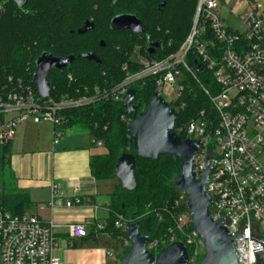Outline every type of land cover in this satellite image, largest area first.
Listing matches in <instances>:
<instances>
[{"label": "built area", "instance_id": "1", "mask_svg": "<svg viewBox=\"0 0 264 264\" xmlns=\"http://www.w3.org/2000/svg\"><path fill=\"white\" fill-rule=\"evenodd\" d=\"M232 19L240 28L232 25ZM134 53L137 57L132 62L137 69L133 70L130 62L124 63L126 77L93 95L43 98L38 88L21 79L0 77V146L11 144L19 125L30 117L50 121L57 144L66 129L64 110L98 97L122 102L128 89L135 88L133 84L145 85L153 79L158 94L176 108L177 121L182 114L175 131L184 139L201 142L194 140L198 176L209 155L213 167L206 185L212 196L210 209L216 219H227L223 225L235 238L239 262L259 264L262 249L256 250L253 243L264 242V2L198 0L191 29L176 50L152 59L142 54L140 46ZM92 143L104 146L95 138ZM62 197L54 184L50 205ZM182 198L176 204L184 203L185 208L176 214L175 226L167 236L150 241L148 248L158 250L182 241L189 264H199L206 243L194 227L187 197ZM82 202L77 193L65 200L67 207ZM128 224L119 215L115 227L125 232ZM93 226L98 234L106 222ZM61 227L53 219L43 220L30 211L15 214L0 210L1 264H65L58 254ZM64 227L70 239L86 238L91 233L84 222ZM241 233L256 240L236 237ZM106 252L112 255L109 248Z\"/></svg>", "mask_w": 264, "mask_h": 264}, {"label": "trees", "instance_id": "2", "mask_svg": "<svg viewBox=\"0 0 264 264\" xmlns=\"http://www.w3.org/2000/svg\"><path fill=\"white\" fill-rule=\"evenodd\" d=\"M98 1L73 0L72 8L65 12V20L61 23V39L65 42L63 50L52 48L47 41L46 43L39 41V45H43L45 49L37 52L27 49L19 41L10 40L3 43L0 77L4 79L13 76L37 88L33 82L35 62L44 51H49L57 56L75 54L78 59L63 70L54 69L50 72L48 80L51 82L52 98L93 95L96 88L110 89L126 77L122 69L124 63L130 62L132 69H137L136 64L130 60V55L137 46L141 47L144 56L152 59L162 58L181 45L191 29L198 0H123V7L117 6L119 9L113 11V15L105 21L99 20V16L96 15ZM28 3L29 0L24 7L26 12L17 6L23 16L29 13L26 8ZM124 13L136 14L142 20L145 32L135 34L127 30H112L111 19ZM86 21H92L94 27L85 33H79V29ZM115 35H119L116 47L113 51H108L109 44L115 41ZM46 36L47 39L50 38L48 34ZM102 40L106 43L104 47L101 45ZM152 41L159 42L160 46L155 53L150 54L148 48ZM89 51H94L100 57L101 63L79 57L80 53ZM134 87L137 91L135 103L139 105L141 112L147 108L156 87L153 79H148L145 85L137 84ZM62 114L65 128L75 125L84 127L90 131L92 138L103 142L106 151L94 155L91 159L94 177L97 180L116 178L114 169L119 157L130 150H132L130 153H134L133 138L127 131L132 116L126 114L122 102L98 97L89 104L66 109ZM181 119L182 114L176 126ZM182 138L185 136L182 135ZM10 145L0 146V175H3L10 165ZM139 161L146 165L144 169L140 168ZM181 171L182 161L177 156L161 154L155 160L136 156L135 175L138 181L136 189L124 190L120 182L119 185H115L110 195V217L106 221L105 229L96 234L93 226L88 237L98 241L99 236L105 233L112 237L118 234L125 235L124 231L115 227L119 215L128 223L139 221L141 232L149 235L150 241L167 236L169 230L175 226L176 214L185 208L184 203L180 206L176 204L177 201L181 203L182 198L173 183V177ZM31 208L32 203L26 192L6 194L0 202V210L15 214ZM161 249L162 246L158 250L150 251L157 255Z\"/></svg>", "mask_w": 264, "mask_h": 264}, {"label": "water", "instance_id": "3", "mask_svg": "<svg viewBox=\"0 0 264 264\" xmlns=\"http://www.w3.org/2000/svg\"><path fill=\"white\" fill-rule=\"evenodd\" d=\"M13 1L20 10L26 12L24 7L27 0ZM93 27L92 21H86L85 25L79 29V33H85ZM110 27L112 30H128L135 34L145 32L142 20L132 13L114 16ZM159 46V42L152 41L148 48L149 53H155ZM79 57L101 63L100 57L94 51L80 53ZM75 60V54L57 56L49 51H44L37 57L33 82L43 98L51 95L52 87L48 80L50 72L54 69L63 70L72 65ZM136 96V89L129 88L122 101L126 114L132 116L127 131L133 138L134 153L122 154L115 165L114 172L121 188L133 191L137 187L136 156L152 160L157 159L161 154L179 157L182 161V171L173 177V183L179 194L187 197L186 203L191 212L194 227L206 243V252L199 264H241L235 238L223 225L224 220L227 219L224 217L216 219L210 209L212 196L207 191L206 185L213 167L209 163V155L206 166L199 172V176L194 169V158L198 152L194 142L197 141L201 145L200 140L182 139L175 131L178 119L176 108L157 91L151 96L147 108L141 112H139V105L135 103ZM125 235L131 245L122 257L121 264H189L188 250L182 241H175L154 255L148 248L150 236L141 232L139 221L129 223L125 229ZM236 237L255 239L247 238L243 233ZM253 244L256 250L262 249L259 255L260 259L263 258L264 242L257 240V243Z\"/></svg>", "mask_w": 264, "mask_h": 264}, {"label": "crops", "instance_id": "4", "mask_svg": "<svg viewBox=\"0 0 264 264\" xmlns=\"http://www.w3.org/2000/svg\"><path fill=\"white\" fill-rule=\"evenodd\" d=\"M98 148L92 143L90 131L80 126L66 128L61 141L55 144L52 123L30 117L19 125L10 145V165L0 175V202L6 194L26 192L32 203L27 211L62 225L58 254L65 264H94L88 257L87 243L95 240L70 239L64 226L84 222L91 229L95 223H105L110 217V195L116 183L114 179L94 177L91 159L101 154ZM54 184L63 197L56 198V204L51 206ZM75 193L82 197V204L67 207L65 200ZM107 249V246L102 248L105 257Z\"/></svg>", "mask_w": 264, "mask_h": 264}, {"label": "rangeland", "instance_id": "5", "mask_svg": "<svg viewBox=\"0 0 264 264\" xmlns=\"http://www.w3.org/2000/svg\"><path fill=\"white\" fill-rule=\"evenodd\" d=\"M72 2L73 0H29L26 6L29 13L23 16L13 0H1L0 17L2 21L0 22V56L3 43L10 40L22 42V45H25L27 49L35 50L36 52L44 48L43 45L41 46L39 44L43 42L46 43L45 41H47L52 48L63 50L65 42L61 39V23L65 20V12L72 8ZM258 2H264V0H253L254 4ZM122 3L123 0H99L97 2V8L95 9L96 15L99 16V20L105 21L113 15V11H117L119 7H123ZM46 17L47 21H45ZM232 25L236 28H240L237 21H233ZM47 34L50 37L49 39L46 38ZM118 37L119 35L114 36L115 41L109 44L108 51H113L115 49ZM36 45L39 46L36 47ZM136 57V54L133 52L130 55V60ZM136 85L137 84H133V86ZM97 89L99 88H96V91ZM76 126L77 125L73 126V128L76 129ZM105 151L106 149L101 146H99L97 150V152L100 153H104ZM129 152H132V150ZM140 163V168L144 169L146 165L142 164V162ZM113 181L116 185H119V180L117 178H114ZM182 197L185 198L186 196L181 195V198ZM181 200H183V198ZM133 222H137V220ZM88 241V257L94 264H121L122 257L128 252L131 245L128 238L123 234H118L116 237L99 236L98 243H95L93 240ZM103 246H107L112 252V255L109 254L105 257L102 252Z\"/></svg>", "mask_w": 264, "mask_h": 264}, {"label": "flooded vegetation", "instance_id": "6", "mask_svg": "<svg viewBox=\"0 0 264 264\" xmlns=\"http://www.w3.org/2000/svg\"><path fill=\"white\" fill-rule=\"evenodd\" d=\"M114 31H119V30H114ZM127 31H128V30H127ZM129 32H130V31H129ZM102 41H103V40H102ZM102 41H101V45H102ZM102 46H103V47L106 46L105 41H104V45H102ZM80 58H81V59H84V58H82V57H80ZM77 60H78V59H76V60L74 61V63H75ZM86 60H87V59H86ZM91 61H92V60H91ZM74 63H73V64H74ZM73 64H72V65H73ZM69 66H71V65H69ZM69 66H68V67H69ZM259 264H264V257L261 258Z\"/></svg>", "mask_w": 264, "mask_h": 264}]
</instances>
